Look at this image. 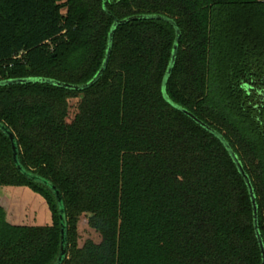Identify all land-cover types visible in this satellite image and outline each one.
Returning a JSON list of instances; mask_svg holds the SVG:
<instances>
[{
  "label": "trees",
  "instance_id": "trees-1",
  "mask_svg": "<svg viewBox=\"0 0 264 264\" xmlns=\"http://www.w3.org/2000/svg\"><path fill=\"white\" fill-rule=\"evenodd\" d=\"M0 188L30 190L51 222L12 224L0 206V264H262L264 0H0ZM171 21V22H169Z\"/></svg>",
  "mask_w": 264,
  "mask_h": 264
},
{
  "label": "water",
  "instance_id": "water-1",
  "mask_svg": "<svg viewBox=\"0 0 264 264\" xmlns=\"http://www.w3.org/2000/svg\"><path fill=\"white\" fill-rule=\"evenodd\" d=\"M149 19L167 21V19L161 18V17H134V18H131V19H128V20H123V21L116 20L115 21L114 27H113V29H112V31L110 33V37H109V46H108L107 56H106L105 62L103 64L100 72L95 77V79L92 82L88 83V84H85V85H82V86H74V85L64 84V83L57 82V81L50 80V79L32 78V79L10 80V81H5V82H0V88L6 87V86L27 85V84H38L39 83V84H47V85H51V86H54V87H57V88L70 90V91H75V92H84L86 90H89L90 88H92L93 86H95L99 82V80L102 78V76L104 75V73L107 70V67H108V64H109V61H110V57H111V52H112L113 37H114L116 29L118 27H120V26L127 25V24H129L130 22H133V21L149 20ZM169 22H171V21H169ZM176 55H177V46L175 48V52L173 54L172 61H171V64L169 66L167 75H166V77L164 79V82H163V88H162L163 97L170 105H172L173 108L181 111L183 114H185L187 117H189L191 120H193L196 124H198L204 130H206L207 132H209L210 134L215 136L220 142H222V144L225 146V148L229 152L231 158L233 159L234 163L236 164L240 174L244 178V180H245V182H246V184L248 186V189H249V193H250V196H251V200H252V203H253V209H254L255 232H256V235H257V239H258V242H259V246H260L261 254H262V258H263L262 264H264V243H263V240H262V237H261V233H260V230H259L257 199H256V196H255V192H254L252 183H251L249 177L247 176L246 172L244 171L240 161L238 160L237 156L235 155V153L233 152V150L231 149L229 144L226 142V140L219 133H217L213 129L209 128L207 125L202 123L200 120H198L195 116H193L189 112H187V111L183 110L182 108H180V107L176 106L175 104H173L169 100V98L167 96L166 86H167L168 80H169V78L171 76L172 70L174 68ZM0 129L3 132H5V134L8 136V138L11 141L12 149H13L14 162L17 165L18 169L25 176H27V177H29V178H31L33 180H39L38 177H36V176H34V175L30 174V173L25 172L23 170V168L21 167L20 162H19V147L17 145V140H16V137L14 136V134L7 127L2 125L1 123H0ZM44 183L47 186H49L51 188V190L54 192V194H55V196H56V198L58 200V203L60 205V215H61L60 217H61V227H62V229H61V254H60L59 259H58L56 264H64L65 259L67 258V251H68L67 225H66V222H65V220H66L65 208H64V205H63V200H62L61 194L58 191V189L56 187L50 185L46 181H44Z\"/></svg>",
  "mask_w": 264,
  "mask_h": 264
},
{
  "label": "rangeland",
  "instance_id": "rangeland-1",
  "mask_svg": "<svg viewBox=\"0 0 264 264\" xmlns=\"http://www.w3.org/2000/svg\"><path fill=\"white\" fill-rule=\"evenodd\" d=\"M0 206L8 212L12 224L21 225L33 220L48 224L51 215L46 203L30 190L23 188H0Z\"/></svg>",
  "mask_w": 264,
  "mask_h": 264
},
{
  "label": "flooded vegetation",
  "instance_id": "flooded-vegetation-1",
  "mask_svg": "<svg viewBox=\"0 0 264 264\" xmlns=\"http://www.w3.org/2000/svg\"><path fill=\"white\" fill-rule=\"evenodd\" d=\"M3 207V206H2ZM6 210V209H5ZM7 212V211H6ZM7 214H8V212H7Z\"/></svg>",
  "mask_w": 264,
  "mask_h": 264
},
{
  "label": "crops",
  "instance_id": "crops-1",
  "mask_svg": "<svg viewBox=\"0 0 264 264\" xmlns=\"http://www.w3.org/2000/svg\"><path fill=\"white\" fill-rule=\"evenodd\" d=\"M9 215V214H8Z\"/></svg>",
  "mask_w": 264,
  "mask_h": 264
}]
</instances>
